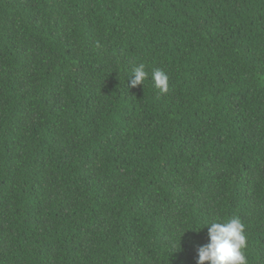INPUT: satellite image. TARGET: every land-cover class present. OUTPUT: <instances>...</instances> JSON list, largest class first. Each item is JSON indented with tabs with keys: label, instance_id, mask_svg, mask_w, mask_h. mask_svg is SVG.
Masks as SVG:
<instances>
[{
	"label": "trees",
	"instance_id": "obj_1",
	"mask_svg": "<svg viewBox=\"0 0 264 264\" xmlns=\"http://www.w3.org/2000/svg\"><path fill=\"white\" fill-rule=\"evenodd\" d=\"M232 217L264 264V0H0V264H196Z\"/></svg>",
	"mask_w": 264,
	"mask_h": 264
},
{
	"label": "clouds",
	"instance_id": "obj_2",
	"mask_svg": "<svg viewBox=\"0 0 264 264\" xmlns=\"http://www.w3.org/2000/svg\"><path fill=\"white\" fill-rule=\"evenodd\" d=\"M147 77L145 65L143 63L135 65L128 78V86L143 85ZM151 80L153 87L160 93L168 91L169 77L164 71L153 69ZM205 226L208 242L198 247L196 264H205V262L208 264H247L243 251L246 248V234L239 218L217 219L210 223L205 222L203 227ZM203 227L195 231L198 232Z\"/></svg>",
	"mask_w": 264,
	"mask_h": 264
}]
</instances>
